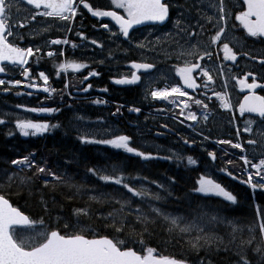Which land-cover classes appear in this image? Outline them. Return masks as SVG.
<instances>
[{"label":"snow or ice","instance_id":"snow-or-ice-1","mask_svg":"<svg viewBox=\"0 0 264 264\" xmlns=\"http://www.w3.org/2000/svg\"><path fill=\"white\" fill-rule=\"evenodd\" d=\"M18 0H0V74L6 73V65L18 66L21 69V75L24 77V81L20 79L8 80L0 78V86H5L6 83L12 87H20L28 89L42 90L44 93H55L57 89L49 87V76L44 71L38 73V79L43 84L36 82V77L33 75L31 67L29 66L30 58L35 57V61L38 63L41 57L40 46H25L21 47L15 40L23 39V36L19 32L13 31L14 25L10 24L11 11L13 7L17 6ZM23 3L27 6H31L34 12H30L31 20H35L37 16L40 17H55L60 21L67 22L63 25L65 32L71 33L73 31V21L76 20L77 15H83L81 11V5L83 9H86L91 16L96 18H109L111 22L118 30H113L110 24L103 22L99 24V27L107 30L109 38L113 41L123 40L129 44L133 42L130 35L131 31L140 25L145 24H164L169 20L170 16V3L168 0H111V4L115 9L122 10V13L117 10H101L99 7H94L88 0H23ZM244 10L239 11L235 15V20L243 27L248 36L255 38H264V0H243ZM209 6L216 8L218 15L215 17V33L210 37V43L207 47L203 48L200 52H188L187 55H195V62L185 61L182 66H174V74L178 77V81L170 86H165L150 92L153 100L168 101L175 108L179 109V116H182L186 121H192L193 124L189 127H195L197 122V114L193 111H188L191 108L190 101L193 97L189 94L188 90H192L193 93L197 89H202L201 95L207 96L208 91H212V95L219 101L220 106L228 111H232L233 104L226 92H216L210 87L213 83V76L210 74L207 67H202L200 61L207 58L211 60L213 58L214 51L216 52L217 59H219V53L222 52L223 61H231L234 65L237 62L238 53L230 47L226 31L230 28L228 24L229 13L225 12L223 0L219 6L212 3L209 0ZM210 22L213 17L207 18ZM187 20L186 14H181L175 20V25L180 32L184 34L185 39L197 36L199 33L193 30V26L190 21L181 27V21ZM24 25L21 24L20 27ZM95 27V25H94ZM199 31L204 30V25L197 21ZM81 38V40H88L91 45H95L98 48H103L104 45L98 42L96 39H90L84 35L82 31L75 33ZM9 37H13L10 40ZM224 37V40H222ZM46 46L50 45H69L76 48L77 45L71 42L67 36L63 39H51L45 42ZM215 45L216 48L212 49L211 46ZM136 48L143 49L145 43L136 42ZM59 54L63 56V49H59ZM248 56L249 59H256L255 56H250L248 52L242 53ZM45 55L49 58L56 55L55 51H47ZM102 63V61H101ZM259 63L264 65V59H260ZM59 72H80L82 69L88 68L89 64L84 62H77L76 60H66L60 63L58 66ZM156 64L152 62H131L130 68L132 69L129 76H123L119 79H115L114 83L117 85H136L142 77L139 73H148L150 70L156 68ZM222 74L223 66H219ZM231 69H229L230 71ZM159 71V70H158ZM99 72L90 70L88 75L83 79L87 80L90 76H98ZM205 79L201 83H197L200 77ZM252 77L251 83L248 82V77ZM236 79V77H233ZM27 81V82H25ZM237 84L241 92L247 91V94L243 96L242 101L238 103V111L241 116L245 113L256 114L260 121L264 123V95L256 94V89H264V83L257 82L256 74L251 71L245 72L243 78L237 79ZM226 86V82H225ZM67 87V84L65 85ZM92 85L88 84L82 88L81 91L87 92L91 89ZM7 87L4 91H8ZM106 91V89H105ZM29 92L27 95H31ZM187 97V99H182ZM171 98V99H170ZM209 100L211 97H207ZM96 104L106 103V101L95 100ZM196 105L202 106L204 109L208 108V104L204 103L201 99H195ZM17 107H22L17 105ZM33 113H53L58 111V108L54 107H33L26 109ZM131 112L139 113L141 109L139 107H133L129 109ZM120 112V108L117 107L116 113ZM208 119L205 114L203 117ZM4 119H0V125L5 124ZM255 121L249 119L246 122V126L243 129L244 132L250 133L252 131L251 125ZM58 125H49L48 122H35L29 119H17L15 127L19 130V133L23 137L36 136L38 134L45 133L50 127H57ZM167 127V125H162ZM241 130L237 127L236 135L239 136ZM81 143H93L111 146L116 150H123L126 154H133L135 157H139L142 161L148 162L156 159L164 160H182L183 157L180 153H172L171 155L160 156L154 155L151 152L139 150L136 147L130 146L131 137L128 135L117 134L112 138H89V135L84 134L79 137ZM204 139H208L207 136ZM184 144L195 143V141L183 140ZM217 144L230 145L233 149H239L241 153H245V147L241 142H233L231 139H218L215 141ZM247 144L252 145L256 143L254 139H247ZM226 151V150H225ZM34 155L29 153L22 158L12 159L11 165L17 166V170L22 172L26 169L35 168L36 174H44L45 177H51V180L55 183L50 184L47 178L43 179V189L53 190L58 185L63 184L68 188L75 189L77 194H80L82 190L87 194V189L83 184H76L71 182V177L60 173L46 170L44 166H37L35 161L30 159V156ZM208 156L213 161L216 160V153L209 151ZM240 159L243 161V175H246V179L241 178L240 183L247 184L253 192L257 189L264 190V158L259 159L258 163L252 162L247 155H241ZM188 164H195L196 161L191 157H187ZM227 164H232L231 159L226 161ZM255 170V171H251ZM222 172H227L233 179H237L232 172L227 171L226 168L219 169ZM6 176L7 184L0 183V190L10 187L14 183V176L16 172L12 174L7 173V169L0 170ZM87 171L94 177L98 176V179L106 184H114L120 186L125 192L120 191H108V190H93L95 194L88 195L89 201H95L98 204L114 201L120 205L119 208L114 209L107 215L112 219H106L105 226L111 225L118 216L124 213L126 206L130 208L132 198H141L144 200L160 201L164 199L159 191H150L149 188L140 184L139 186L130 184L129 180L132 179L130 175H125L120 165H114L111 172H107L104 169L88 168ZM258 178V179H257ZM31 178L20 177L19 185H24ZM135 179L147 180V177H135ZM169 184H161L155 180L150 183L155 184L158 189H162L167 195H171V184L174 183V178L169 177ZM18 185V186H19ZM199 187L195 189L196 192L205 196H217L223 197L224 200L237 203V197L232 192L226 190L221 183L216 182L210 175L205 174L198 180ZM31 190V185H29ZM71 198V197H68ZM151 213L155 216H162L172 228L178 229L182 233L196 232L198 235L195 237V242L190 241L193 249L204 247L213 242L216 237L211 234V229L206 231V227L213 225L217 222H225V218L219 216L218 213L203 212L199 216L193 219H188L180 215H172L170 213L163 212L160 208L148 204ZM46 208V205H45ZM87 212L84 209H77V213ZM138 220L148 222V214L141 208L136 209ZM103 215V213H102ZM254 219L250 222L247 228V239H242L237 246V255L240 257V264H253L248 258L247 252L250 250L258 256L256 264H264V209L257 208ZM34 221L25 215L19 207L14 206L6 192L0 191V264H186L183 259H174L165 256H155L154 248H147L145 254H140L130 247L122 248L123 241L114 240L108 238V236H99L94 238H88L83 234L82 229H78L76 225L65 223L64 228L71 229L70 231L61 232L58 229L48 230L43 228L41 230L32 229L31 235H21L18 232L17 226H28L31 228L34 225ZM43 223V221H40ZM232 228V233L235 234L239 229L233 221H227ZM78 224V221H77ZM258 227V234H257ZM116 231H120L121 228L117 227ZM235 239V235H233ZM203 241V244L200 242ZM200 264H204V261H200Z\"/></svg>","mask_w":264,"mask_h":264},{"label":"trees","instance_id":"trees-1","mask_svg":"<svg viewBox=\"0 0 264 264\" xmlns=\"http://www.w3.org/2000/svg\"><path fill=\"white\" fill-rule=\"evenodd\" d=\"M88 2L101 10H117L111 4V0H88ZM30 11L34 12L32 9ZM120 12L122 13V11ZM171 14L173 15L174 12L172 11ZM100 23L102 22L92 19L86 11H83L82 16L77 15V22L73 26V32L69 37L70 41H78L80 37L75 34L77 31H82L85 36L104 35L105 33L99 27ZM51 37L63 38L65 34H54ZM17 44L22 47L34 46L29 36L18 39ZM66 56V60L72 59L70 51H67ZM62 62L63 60L60 61V63ZM57 65L54 62L39 61L37 63L35 59L29 63L34 74L38 70H44L50 79H55ZM11 71L15 72L13 69ZM12 72H10L8 78L13 77ZM114 75V72L111 71L110 73H104L101 79L93 80L92 96L98 94L95 91L103 90L105 94L101 97L104 99L96 100L106 101L105 99H107L117 102L115 106L107 101L106 103L96 104L93 102L95 100L90 102L73 100L66 90L64 81L57 83L56 95L50 105L59 109L53 117V125L58 126L54 127V130L46 137H30L27 143L23 141L24 138L15 127V122L17 119L23 120V116L26 115L19 109L24 106L28 108L36 107L38 99L32 101L17 99V90L8 85L0 86L15 91V94L11 92L9 96H5L4 91H0L2 95L0 96V119L6 121L5 124L0 125V170L7 169L8 174L17 173L13 178L14 183L0 191L6 192L14 206L19 207L24 214L35 222L31 228L25 229L24 232L26 235L28 233L32 234L33 228L58 229L61 232L70 231L71 229L66 230L64 228V224L69 223L76 225L78 229H82L83 234L88 238L108 236V238L123 241L122 248L130 247L138 253H144L147 248L151 247L160 256L183 259L189 264H200V261H204V264H240V257L236 254L237 246L242 239H247V228L250 222L257 219L255 216L257 208L264 209V191L258 192L254 196L247 184L240 183L244 166L236 158L219 151L215 163L211 162L207 152L201 157L202 161L199 165L188 164L185 159H156L144 162L139 157L126 154L122 150L80 142L79 137L82 134L75 130L74 115L76 117L86 115L85 117L91 120L111 121L116 127L119 125L123 128V134L131 137L132 142H134L131 146L146 151L138 143L140 139L135 130L126 124L127 122L136 123L139 120L135 117L134 112H131L128 108L133 102L132 96H129L132 91L117 88L113 83L116 78ZM18 79L22 80L23 78L21 76ZM17 105L22 107H17ZM117 107L120 108V112L116 113L115 118H112V114L116 112ZM162 125L171 126L168 123L152 124L148 129V137L156 144L163 143L162 146L167 150L169 145L172 148L173 136L164 134L165 127H162ZM152 128H154L153 131ZM177 131L183 139V132L178 129ZM173 147L179 148L175 145ZM208 149L216 152L211 146ZM146 152H154L160 156L171 155L168 152L157 153L154 150L153 152ZM29 153H35L32 160L35 161L37 166H44L46 170L71 177L72 183L85 186L87 194L83 190L80 194H77L75 189L68 188L63 184L58 185L53 190L43 189V179L47 178L50 184L55 183L51 180V177L36 174L35 168L20 172L17 170V166L10 164L12 159L22 158ZM194 157L198 158L196 155ZM229 159L233 161L232 164L226 163ZM117 164L121 166L125 175L133 177L129 180L130 184L137 186L143 184L150 191H159L164 199L151 201L146 198L144 200L132 198L130 208L126 206L124 213L118 216L111 225L105 226L106 219H112L107 214L119 208L120 205L114 201L98 204L95 201H89L87 196L95 194L93 190L120 191L125 192L129 197L131 194H127L126 190H123L120 186L100 181L98 176L94 177L87 169L92 167L111 172L112 167ZM206 167H210L214 171L211 178L221 183L226 190L237 197V203L232 204L222 197L212 195L201 196L195 191L198 188L199 178L206 173ZM221 168H226L227 171L232 172L237 179H233L226 172L219 171ZM138 176L147 177L148 179H135ZM20 177L31 179L26 184L19 185ZM169 177L174 178V183L171 184L170 188V196L162 189H158L155 184L150 183V181L155 180L168 185ZM0 183L7 184L3 171H0ZM29 185H31V190H29ZM149 203L165 213L184 216L188 219L196 218L203 212H214L224 217L225 222H217L207 226L206 231L210 228L211 234L216 239L204 247L193 249L190 241L195 242L198 233H182L178 229L172 228L162 216L157 217L151 213L148 207ZM138 207L148 214L147 223L136 218ZM81 208L87 214H84V212L76 214L77 209ZM229 220L233 221L241 231L233 234L232 228L227 223ZM40 221H43V223H40ZM117 227H120L121 230L116 231ZM233 235H235V239H233ZM200 243L203 244V241ZM247 256L253 264H256L258 256L255 253L249 250Z\"/></svg>","mask_w":264,"mask_h":264},{"label":"flooded vegetation","instance_id":"flooded-vegetation-1","mask_svg":"<svg viewBox=\"0 0 264 264\" xmlns=\"http://www.w3.org/2000/svg\"><path fill=\"white\" fill-rule=\"evenodd\" d=\"M19 1V0H18ZM206 1L209 2V0H168L170 3V16L169 20L164 25H158V24H151V25H141L139 27L134 28L130 35L132 37L133 42L129 44L127 41L123 40L124 44L121 47H118L117 50L120 52L116 54L114 58L115 66L111 67L109 63H111V60L108 59V55H106V52L103 51V49L106 48V37L107 35H95V36H86L90 39H96L98 42L102 43L104 45L103 48H98L95 45H91L88 40H81V38L78 39L76 43L77 47L70 51L71 58L70 60H76L77 62H86L87 55H92L91 49H97L99 50V54L97 57V65L98 67L92 68L91 64H89L88 68L82 69L80 72H72L69 70L68 72H59L58 67L55 68L56 71V77L55 79H50L49 77V87L50 88H56L57 83L63 82L66 85V90L70 94L69 96L73 100H78L79 102L85 101L90 102L92 100L96 99H104L101 97V95H104L105 92L103 90H97L95 91V94L92 96V87L87 92L81 91L82 88L86 87L88 84L92 85L93 80H99L103 77L104 73H110L111 71L114 72V76H116L115 79H119L123 76H129L131 74L132 69L130 68L131 62H152L156 64V68L152 69L151 72L139 73L142 77L141 81L136 85L131 86H118L114 83V85L121 89V90H131L132 93L129 96H132V103L128 107H139L141 111L139 113H135V117H137L139 120L135 123H129L127 122V126L133 128L135 132L137 133L139 126L137 123L142 124H148L149 128L150 125L156 124V123H168L171 124L169 127H165L164 134H169L173 136V143L175 146L179 147L180 149L183 148V159L187 161V157L191 156L195 161L196 165H199L202 161L201 157L204 156L207 152L211 151V149H208L209 146L212 147L213 150L216 152V160L213 161L211 157L209 159L212 163H215L217 161V152L224 151L222 149H226L228 151H232L227 149V146L229 148L230 145H221L217 144L215 141L219 138L221 139H231L233 142L240 141L244 147L247 148V151L251 148L256 149V151L263 153L264 152V131L261 133H258L259 127L262 126L264 128V123L260 121L258 117H253L247 114H244V116H241L238 111V103L242 101L243 96L247 94V91L241 92L240 88L237 84V79L243 78V75L247 71H251L254 74H256L257 82L264 83V65H261L259 63L260 59H264V38H255L248 36L247 32L243 29V27L239 24L238 21L235 20V15L241 11L244 10L243 0H226L223 1V4L226 6H231V9L228 7H225L228 12L232 14V17L230 18L229 25L232 24L234 27L233 29H228L226 31V35L228 37V40L226 42H229L230 47H233V50L238 53L237 62L234 65L231 61H223L222 56L223 53H219V59H217L216 52L213 53V58L211 60H208L205 58L204 60L200 61L202 67H207L210 74L213 76L214 83L210 86L212 90L216 92H226L228 95V98L230 99L231 103L233 104L232 111H228L223 109L220 106L219 101L216 99L215 96L212 95V91L207 92V96L201 95L202 89H197L195 93L189 92V94L193 97V100L190 101L191 108L188 111H193L197 114L198 120L195 122V127H189L188 123L192 121H184L183 122V129H181V132H183V139L182 136L179 135L177 131V126L175 124V118L171 115H169V109L172 106L171 103L164 100H153L151 98V95L147 92V89L152 86V90H156V88H162L165 86H170L173 83L178 81V77L174 74V66H182L185 61L189 62H195V55L194 57L190 58L187 55L183 54V41L181 43V51L179 53H171L170 52V46L165 44V37H162V41L153 42L154 46L152 50L147 49L146 43H148L149 38L145 35H142L143 33L150 32V31H156L161 29H167L171 26L172 19H174L175 13L178 12L179 15L186 14V16L189 18V21L193 23V25H196L197 21L199 20L197 17V14L199 12H202L203 7L207 6ZM214 0H211L213 2ZM221 2V1H220ZM225 2V3H224ZM237 2L241 5L240 8L233 7ZM25 5V4H24ZM27 6V5H26ZM82 6V5H81ZM28 7V6H27ZM83 8V7H82ZM208 10V9H206ZM83 11H86V9H83ZM174 12L172 15L171 12ZM209 12V11H208ZM86 13H88L86 11ZM89 14V13H88ZM188 14V15H187ZM90 16V15H89ZM213 17L214 15H209ZM91 17V16H90ZM94 20H97L99 22H107L110 23V20H99L92 18ZM76 20L73 22L72 27L76 24ZM113 23V22H112ZM183 26V20L181 21ZM200 23H202L200 21ZM114 24V23H113ZM204 30L203 32L206 34H203V36L199 37L198 42H194L196 45L192 46L196 49V52L203 51L204 47H207L210 43V37L211 35H214L215 28L213 25L210 24H203ZM213 27V28H212ZM79 29V27H78ZM82 29V28H81ZM153 29V30H151ZM211 29V30H210ZM162 30V31H164ZM196 31H199L198 27L195 28ZM101 31L105 33L102 28ZM232 35L230 37L229 35ZM183 35V34H182ZM195 37V36H194ZM155 40L159 38V36L154 37ZM222 40H224V37H222ZM143 42L145 43V47L143 49L136 48L135 43L136 42ZM191 44V42H189ZM128 44V45H126ZM212 49H215L216 46L212 45ZM45 49V48H43ZM59 51V49H57ZM164 52H167L168 54H165ZM248 52L250 56H255L256 59H249L248 56L243 55L242 53ZM67 54V53H66ZM66 54H63L61 56L60 54L57 55V59L54 57H44V62H54L55 64H60V61L63 60V62L66 61ZM112 58V57H110ZM110 60V61H109ZM58 61V62H57ZM102 61V63H101ZM62 62V63H63ZM222 65V74L219 66ZM109 68V69H107ZM7 71L12 69L11 67L6 68ZM229 69H231L229 71ZM90 70H95L100 73V75L96 77L90 76L89 79L84 80L83 77L88 75ZM159 70V71H158ZM40 71L44 70H38L37 73H33V75L36 77V82L38 84H43L42 81L38 79V73ZM45 72V71H44ZM8 73V74H9ZM157 73H163L162 78L159 81H148V77H152L153 75ZM46 75H48L45 72ZM10 76V74H9ZM49 76V75H48ZM233 77H236L234 79ZM22 81H24V77H22ZM205 78L200 77L197 80V83H201ZM76 80V84H72ZM252 77H248V82L251 83ZM27 82V81H25ZM226 82V86H225ZM18 92L16 93L17 99L20 100H28L32 101L34 99H38V104L36 105V108L38 107H52L50 105V102L54 100L55 93H35L30 91L28 88H24L23 86L20 87H12ZM10 93L5 96H9L11 92L15 94V91L9 89ZM256 94L258 95H264V89H256ZM31 92V95H27V93ZM72 92V94H71ZM100 95V96H99ZM207 97H211L209 100ZM171 99V98H170ZM187 99V97L182 98ZM195 99H201L204 101V103L208 104V108L204 109L200 105H196L194 103ZM107 102H109L111 105L115 106L117 105V102L110 101L105 99ZM47 104H46V103ZM28 107L24 106L22 111L26 114L23 116L24 119L33 120L35 122H48L49 125H53V117L55 112L53 113H33L27 111ZM55 108V107H54ZM20 110V109H19ZM163 113L161 114L160 112ZM207 115L208 119L205 120L203 117L204 115ZM31 115V116H29ZM116 114H112V118H115ZM253 120L255 121L256 127L252 126V133L244 132L243 129L246 126L247 120ZM184 120V118H183ZM98 122H103L98 121ZM193 123V122H192ZM237 127L241 130V134L239 136L236 135V129ZM118 134H123L122 127L117 126ZM232 129V130H231ZM54 130V127H50L49 130L45 133L38 134L36 136H29V137H23V141L27 143L30 137H36V138H43L46 137L48 134H50ZM154 128H152V131ZM231 130V131H230ZM260 134V137L262 138V141L259 143L258 139H256V136ZM165 136V135H163ZM207 136L208 139H204V137ZM166 138V137H164ZM215 138V139H214ZM254 139L256 143L249 145L246 143L247 139ZM188 139L189 141H195V143H189L184 144L183 140ZM131 144H134L132 142V139L130 141ZM35 155V153H33ZM194 155H196L198 158H195ZM264 155V154H263ZM261 155V156H263ZM33 156V155H32ZM31 157V156H30ZM212 171L210 167H206V173L208 175H212Z\"/></svg>","mask_w":264,"mask_h":264},{"label":"rangeland","instance_id":"rangeland-1","mask_svg":"<svg viewBox=\"0 0 264 264\" xmlns=\"http://www.w3.org/2000/svg\"><path fill=\"white\" fill-rule=\"evenodd\" d=\"M220 1L221 0H214L212 3L216 4L217 6H219V4L221 3ZM223 1H226V0H223ZM205 3H207V6L203 7V9H205V10H203L202 12H199L197 14L196 18L199 19V22L200 21L202 22L201 24H205V25L206 24H210V25H213V27H214L215 18L211 22L207 18L209 17V15H214V17H216L218 15L217 9L213 8V7H210L208 1H206ZM235 4L236 5H234L233 7H235V8H240L241 7V5L238 4L237 2H235ZM225 7H228V8L231 9V6L224 5V8ZM206 9H208V10H206ZM120 11H122V10H120ZM30 12H32V11H30L29 7L24 5L21 1H18L17 6L13 7V9L11 11V19H10L9 23L15 26L13 28L14 33L15 32H19L23 36H27V37L29 36L32 39V42L34 43V46L38 45V46L41 47V52L39 54L41 57H43V58L45 57L46 58L47 56L45 55V53L47 51L51 50V51H55L56 52V55H55L56 57L55 58L57 59V55L59 54V51H57V49H61L62 48L63 51H64V54H66L67 51H72L73 49H75V48H73L71 46V44H69V45H50V46H46V44H45L46 41L51 40V39H57L55 37H53V38L51 37L50 38V36H52L54 34L62 33V34H65V37L67 36V38L69 39V37H70V35L72 34L73 31L71 33L65 32V30L63 28V25L67 24V22L60 21V20H58V18H48V17L37 16L35 20H31L30 15H29ZM225 12L229 13V15L227 17L228 24H229L230 18L232 17V14L230 12H228L226 10V8H225ZM175 14H174L175 15L174 19H172L171 26L169 28H167L165 30L161 29V30H156V31L151 29L153 31L146 32V33L142 34V35H145V36H147L149 38L148 43H146L148 51L153 49V46H154L153 42L162 41V37H165V40H164L165 44L166 45H168V44L171 45L170 46V52L171 53L182 52L181 51V46H182L181 43H182V41L184 42L183 43V54L187 55L188 52H193V51L196 52V49L194 47H192V46L196 45L195 43H193V41L194 42H198L200 40L199 37L203 36V34H206V33H204L203 31L202 32L198 31L199 34L197 36L185 39L184 34L182 35V33L180 32V29H178L177 26L175 25V20L179 16V13L176 12ZM188 21H189L188 17H187V20H183V26H185V24L188 23ZM21 24H23L24 26L20 27ZM109 24H110V27L113 30H118L117 27L112 22H110ZM190 24L193 26V30H195V28L197 26V23H196V25H193V23L190 22ZM183 26H182V23H181V27H183ZM230 29L234 30V27H233L232 24H230ZM102 30L105 32V35H107V36H105L107 44H106V48L103 49V51L106 52V55H108V59L111 60V63H109V65L110 66H112V65L115 66L114 58H115L116 54H114V52L117 53L119 51V50H117V48L123 46V44H124L123 38H121L120 40H117V41H113L112 39L109 38L107 30H105V29H102ZM162 30H164V31H162ZM155 36H159V38L155 40V38H154ZM229 36L232 37L231 34ZM65 37H63V38H65ZM63 38H60V39H63ZM9 39L13 40V37H9ZM189 42H191V44ZM15 43H17V40H15ZM126 45H128V44H126ZM43 48H45V49H43ZM91 52H92V55H87L86 62L90 63L92 68L98 67L96 65H97V62H98L97 61V57H98V54H99V50L91 49ZM119 53L120 52H118L117 54H119ZM164 53L168 54L167 52H164ZM187 56L190 57V58L194 57V55H187ZM110 57H112V58H110ZM43 58L40 59L39 61H43ZM33 59H35V57L30 58L29 63ZM107 69H109V68H107ZM13 70L15 72H12L10 70V72H12L13 77L12 78H6L5 79L6 82L8 80H14V78L18 79L19 77L22 76L20 74L21 73V69L19 67L13 68ZM8 73H9V71H8ZM162 75H163V73H157V74L153 75L152 77H148L147 80L151 81V82L152 81H154V82L155 81H159L162 78ZM76 83H77L76 80L74 82H72V84H76ZM6 85H8V84L6 83ZM8 86L12 87L11 85H8ZM152 86L153 85H150V87L147 89V92L149 94H150V92L153 89ZM156 89H159V88H156ZM0 91H4V87H0ZM0 96H2L1 93H0ZM128 108H130V107H128ZM22 110L23 109L21 108L19 111H22ZM160 113L162 114L163 111L160 112ZM5 115H8V114H5ZM169 115H171V116H173L175 118L174 122H175V124L177 126L176 128L178 130L183 129V123H181V121L183 120V117L179 116V109L175 108V106L172 105L170 107V109H169ZM85 116L86 115L77 116L76 117V115H74V121H73L75 130L80 132L82 135L87 134V135H89V138H92L94 136L95 138L99 139V138H112L114 135H117L119 133L117 128H116V126L114 124H112L111 121L98 122V121H102V120L101 119L100 120H96V119L95 120H91V119H89V118H87ZM188 124L190 125V124H193V123L190 122ZM137 125L139 126V128H138V131H137L136 135L140 139L138 143L140 144V146H141V148L143 150L152 151V152L154 150V151H156L158 153L159 152L160 153L161 152H168L169 154L180 153L182 155V157H183V151L180 148H175L174 149V148L168 147V150H169L168 151V150L164 149V147L162 146L161 143H160L161 145L160 144L158 145V144L154 143L152 141V139L150 137H148L149 136V131H148L149 125L148 124L137 123ZM252 126L256 127V124L253 123ZM251 128H253V127H251ZM263 131H264V128L262 126H260L258 133H261ZM251 133H252V131H251ZM256 139H258L259 143L262 141V138L260 137V134H258L256 136ZM89 144H93V143H89ZM95 145H101V146H104V147L111 148V146L102 145V144H95ZM227 149L232 150V151L230 152V151H228L226 149H222V150H224L223 153H225L226 155H230L232 157H240L241 155H248V153H249V150L247 151L246 147H245V153H241L239 149H233L230 146H229V148L227 147ZM155 154L156 153H154V155ZM250 154H253L255 156H261V155L264 154V152L260 153V152L256 151V149L251 148L250 149ZM33 157L34 156H31L30 159H32ZM238 161L243 164V161L240 158H239ZM253 162L257 163L255 161H253ZM240 177L241 178L243 177V179H246V175H243V176H240ZM198 187H199V185H198ZM251 191H252V189H251ZM262 191H264V190L257 189L255 192L252 191V193L255 196L256 193L262 192ZM198 194L201 195V196H205V195H203L201 193H198ZM35 230L38 231V230H41V229H35ZM24 231L25 230L18 231V232L21 235H26V233ZM28 235H31V234L28 233ZM121 247H122V245H121Z\"/></svg>","mask_w":264,"mask_h":264},{"label":"water","instance_id":"water-1","mask_svg":"<svg viewBox=\"0 0 264 264\" xmlns=\"http://www.w3.org/2000/svg\"><path fill=\"white\" fill-rule=\"evenodd\" d=\"M19 1H21L22 3H23V0H19ZM24 4V3H23ZM28 7H31V6H28ZM32 8V7H31ZM87 11V10H86ZM89 15L91 16V14L89 13ZM92 18H95V19H99V20H109V18H96V17H93V16H91ZM168 21H165V23L164 24H166ZM114 23V22H113ZM164 24H158V25H164ZM145 25H151V24H145ZM153 25V24H152ZM141 26V25H140ZM137 27H139V26H137ZM14 67V66H12V65H6V68L7 67ZM150 72H151V70H150ZM8 76V72L6 71V73H4V74H0V78H4V77H7ZM94 77H96V76H94ZM117 85V84H116ZM118 86H128V85H118ZM30 91H32V92H37V93H44L42 90H37V89H29ZM189 92H192V90H188ZM10 92L9 91H6V92H4V94L5 95H8ZM245 114H247V115H250V116H253V117H257L256 116V114H250V113H245ZM26 215V214H25ZM26 228H28V226H17V229H26ZM111 239V238H110ZM146 253V251L143 253V254H145ZM141 254V253H140ZM142 254V255H143ZM154 255L155 256H157V257H159V255L157 254V252L155 251L154 252ZM165 257H167V256H165ZM172 258V257H171ZM175 259V258H174ZM186 264H189V263H187L186 262Z\"/></svg>","mask_w":264,"mask_h":264},{"label":"bare ground","instance_id":"bare-ground-1","mask_svg":"<svg viewBox=\"0 0 264 264\" xmlns=\"http://www.w3.org/2000/svg\"><path fill=\"white\" fill-rule=\"evenodd\" d=\"M120 102H121V101H120ZM124 109H125V108H124ZM124 109H122V110H124ZM122 110H121V111H122ZM231 130H232V129H231ZM231 130H230V131H231ZM214 139H215V138H214ZM219 139H221V138H219ZM159 144H160V143H159ZM159 144H158V145H159ZM162 144H163V143H162ZM155 145H156V144H155ZM160 145H161V144H160ZM167 145H169V144H167ZM167 145H166V146H167ZM173 145H174V144H173ZM173 145H172V148L175 149V147H173ZM169 146H170V145H169ZM169 146H168V147H169ZM164 149H165V148H164ZM169 149H170V148H169ZM167 150H168V149H167ZM170 150H171V149H170ZM155 152H156V151H155ZM153 153H154V152H153ZM157 153H158V152H157ZM159 153H160V152H159ZM155 155H156V154H155Z\"/></svg>","mask_w":264,"mask_h":264}]
</instances>
